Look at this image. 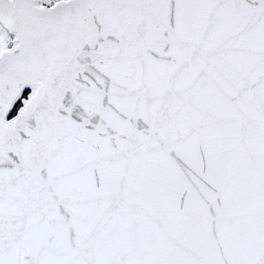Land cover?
<instances>
[{
    "label": "snow or ice",
    "instance_id": "1",
    "mask_svg": "<svg viewBox=\"0 0 264 264\" xmlns=\"http://www.w3.org/2000/svg\"><path fill=\"white\" fill-rule=\"evenodd\" d=\"M0 264H264V0H0Z\"/></svg>",
    "mask_w": 264,
    "mask_h": 264
}]
</instances>
